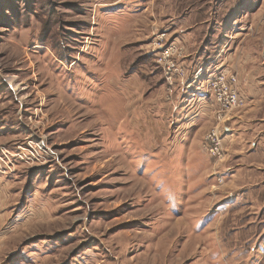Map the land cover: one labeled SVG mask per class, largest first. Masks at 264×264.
<instances>
[{"label": "rangeland", "instance_id": "1", "mask_svg": "<svg viewBox=\"0 0 264 264\" xmlns=\"http://www.w3.org/2000/svg\"><path fill=\"white\" fill-rule=\"evenodd\" d=\"M0 264H264V0H0Z\"/></svg>", "mask_w": 264, "mask_h": 264}, {"label": "built area", "instance_id": "2", "mask_svg": "<svg viewBox=\"0 0 264 264\" xmlns=\"http://www.w3.org/2000/svg\"><path fill=\"white\" fill-rule=\"evenodd\" d=\"M168 49L165 51V54L169 58L170 54H172L174 50L172 49L171 51ZM167 57H164V59H168ZM165 69L167 70L166 77L168 76L167 79L171 84L174 80V65L170 64L165 66ZM184 73L179 74L178 76L183 77ZM235 83L236 79L234 77H225V74L221 72L217 78H213V80L208 84L209 86L206 88L214 93L216 102H214V104L210 102V105L213 106L215 116L218 118L219 122L224 117V113L236 109L237 106L244 103V101L239 100L238 92L233 88V86L236 85ZM224 129L225 127L219 131V128H215L209 131L205 138V147L207 148L208 153H210L212 158L218 160V162H221L225 155V151L221 148L224 141V134H222ZM224 131L226 132V129ZM219 182H222L221 179H219Z\"/></svg>", "mask_w": 264, "mask_h": 264}, {"label": "crops", "instance_id": "3", "mask_svg": "<svg viewBox=\"0 0 264 264\" xmlns=\"http://www.w3.org/2000/svg\"><path fill=\"white\" fill-rule=\"evenodd\" d=\"M187 91L190 93L192 90L187 89L186 92ZM175 93L181 94L180 90L176 91ZM205 98L206 97L204 96L203 99H205ZM197 99H199V97L198 98L194 97V98L190 99L188 102H191V103H188V104H182V103L171 104L170 108L166 110L167 115L169 116V119H174V123L177 124V122H181V121L185 120L183 118V112H186V117H188L189 120H191V121L195 120L196 122L201 121V119H204L203 118L204 115H206L207 117L212 116V115H210L211 114L210 108H212V106L210 105V102L196 103ZM154 110H156V106H155ZM139 119H140V115H139ZM178 125H180V124H178ZM225 129H226V133L230 132V128L225 127ZM160 141H158V139L156 140L155 149H156L157 145L160 143ZM226 141L227 140H224V144Z\"/></svg>", "mask_w": 264, "mask_h": 264}, {"label": "bare ground", "instance_id": "4", "mask_svg": "<svg viewBox=\"0 0 264 264\" xmlns=\"http://www.w3.org/2000/svg\"><path fill=\"white\" fill-rule=\"evenodd\" d=\"M218 76H219V75L216 74L213 78H217ZM212 80H213L212 78H211V79H208L206 83L201 84L202 87L200 88V90H202L203 88L206 89V88L209 86L208 84H209Z\"/></svg>", "mask_w": 264, "mask_h": 264}]
</instances>
